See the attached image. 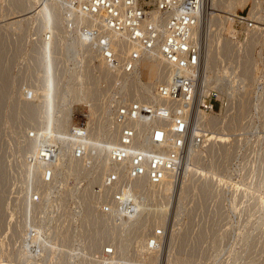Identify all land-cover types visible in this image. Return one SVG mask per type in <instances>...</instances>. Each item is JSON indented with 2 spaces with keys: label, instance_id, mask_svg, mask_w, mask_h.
I'll list each match as a JSON object with an SVG mask.
<instances>
[{
  "label": "rangeland",
  "instance_id": "374dc122",
  "mask_svg": "<svg viewBox=\"0 0 264 264\" xmlns=\"http://www.w3.org/2000/svg\"><path fill=\"white\" fill-rule=\"evenodd\" d=\"M49 5L56 10V23L44 19L43 8ZM237 11L254 20L251 39L240 49L241 54L251 50L252 65L260 49L264 56V0H244ZM212 12L217 17L222 13L216 8ZM209 17L207 13L199 26L204 52L208 38L217 47L226 39L242 46L229 37L232 17L227 26L209 22ZM72 18L65 0H29L24 12L12 10L9 0H0V264H84V258H90L88 246L108 229L114 235L104 234L102 247L106 241L124 245L120 264H264V93L256 98L262 80L251 67L248 78L240 80L239 107L214 113L225 123L216 131L207 129L208 144L193 151L199 160L188 164L187 155L180 177L171 181L167 201L158 193L161 190L143 189L142 200L136 203L141 204V213L134 221H123L122 226L123 219L116 222L101 215L96 204L93 208L97 201L90 184L95 178L86 184L83 176L88 172L70 153L55 148V166L52 161L39 164L40 150L28 136L32 127L35 138L55 147L59 139H72L58 129L69 108L74 107L76 115L81 108L86 115L91 106L89 131L100 132L101 139L109 125L105 97L112 84L105 83L109 81L90 59L95 50L71 47L79 37L67 29ZM202 65L204 71V59ZM233 65L223 60L205 76L230 79L237 67ZM155 72L154 64L141 63L143 79L151 81ZM96 88L99 95L90 99L86 92ZM261 89L264 92V82ZM102 102L106 105L96 111ZM242 102L247 105L245 114L237 117ZM96 179L94 183L101 178ZM157 227L164 228L165 236L157 251L147 255L146 237Z\"/></svg>",
  "mask_w": 264,
  "mask_h": 264
},
{
  "label": "built area",
  "instance_id": "2783aa9c",
  "mask_svg": "<svg viewBox=\"0 0 264 264\" xmlns=\"http://www.w3.org/2000/svg\"><path fill=\"white\" fill-rule=\"evenodd\" d=\"M66 4L74 15L66 22L67 29L76 31L111 72L129 76L139 69L141 60L155 58L167 72L166 79L157 83L138 79L132 96L119 81L112 84L105 97L109 125L99 148L87 143L86 118L74 112L75 122L67 134L76 140L59 139L54 147L42 137L35 138L34 127L28 134L45 161H50L55 148L70 153L75 162L88 156L90 160L82 166L88 172L83 176L86 184L91 178H101L90 184L97 201L93 208L96 204L102 215L119 222L137 215L136 203L143 197L139 180L160 184L168 178L175 183L188 153L208 144L207 131L198 125L197 116L237 108L243 69L235 68L230 79L224 75L211 84L202 80L203 46L197 32L203 0H66ZM232 19L229 37L242 44L237 46L240 50L251 39L254 20L238 11ZM259 52L250 68L262 80L256 98L264 93V56L262 49ZM49 176L46 171L47 180ZM164 234V228L154 229L146 237V247L158 249ZM115 250L116 245L106 241L95 256L109 264L107 259Z\"/></svg>",
  "mask_w": 264,
  "mask_h": 264
},
{
  "label": "bare ground",
  "instance_id": "6f19581e",
  "mask_svg": "<svg viewBox=\"0 0 264 264\" xmlns=\"http://www.w3.org/2000/svg\"><path fill=\"white\" fill-rule=\"evenodd\" d=\"M243 1L244 0H203V11H202V15H201V21H200V24H199V26L201 27V24L203 23L202 21L204 20V17H205V15L207 14V13H209L210 14V17H209V22H212L213 20H215L216 22H218V24H219V22H220V24H226V26H227V22L229 21V19L232 17L233 18V15H235L236 14V7L239 5V4H242L243 3ZM65 2H66V0H65ZM9 3H10V7H11V9L12 10H14V11H17V12H24L25 10H27L28 9V7H29V0H9ZM51 4V3H50ZM67 5V4H66ZM217 9V10H219L220 12H222L221 14H218V16L219 17H217V15L216 14H214L213 12H212V10H214V9ZM44 14H43V16H44V19H45V21L46 22H48V23H56V21L58 20V18H57V14H56V10H55V8H54V6H52V5H49V6H44ZM67 9H68V7H67ZM68 11H70V13L73 15V13H72V11L70 10V9H68ZM68 14V13H67ZM59 16V15H58ZM74 16V15H73ZM213 16V17H212ZM68 17V16H67ZM71 17V16H70ZM62 20V19H61ZM11 21V20H10ZM62 22V21H61ZM207 22V21H206ZM19 22H15V24H18ZM58 24H60V23H58ZM54 26V25H53ZM203 26V25H202ZM224 26V25H223ZM226 26H224V27H226ZM56 27V26H55ZM54 27V28H55ZM200 27H198V32H197V34H198V36H200V34H201V29H200ZM203 29V28H202ZM57 31V30H56ZM64 32V31H63ZM62 32V33H63ZM257 32V31H256ZM202 39V38H201ZM204 39V38H203ZM253 40H255L256 39V37L254 38H252ZM48 40V39H47ZM253 40H252V42H253ZM49 41V40H48ZM202 42V41H201ZM206 42V41H205ZM123 48H124V50L125 51H127L128 49H129V47H124L123 45H121ZM71 47L72 48H76V47H78L79 49L81 48V49H83V48H86L87 49V47L88 48H90L81 38H80V36L78 37V38H76L75 40H74V42L72 43V45H71ZM237 46L233 43V42H231L230 40H224V41H222V43L217 47L213 42H212V40H209V38H208V40H207V42H206V50H205V52H204V49L202 50V58L204 59V71H203V69L201 70L202 72H201V78H202V80L203 81H205V83L206 84H211V83H213V82H217V81H219V80H217V79H208L205 75L207 74V71H209L214 65H217L218 63H220V62H222L223 60L225 61V60H227V61H229V62H231L232 64H234L235 66H241L242 67V74H241V76H240V80H241V82L242 81H244L246 78H248V76H249V68L251 67V59H250V55H251V50L249 49V48H246V49H244V51H243V54H241V50H239V49H237L236 48ZM91 49V48H90ZM85 50V49H84ZM91 51V50H90ZM88 53V52H87ZM90 54V53H89ZM90 59L91 60H93L94 61V66H95V68L96 69H98L101 73L100 74H102L103 76H104V78L102 77V79H106L107 81H109V83L108 82H106L105 81V83H107V84H109V86H110V84H113L114 82H116V81H119V83H122V88H124V87H126L127 86V93L129 94V95H134V93H136V91H137V89H136V83H137V81H138V79H141V80H143V78L141 77V74H140V66H141V63L142 62H146V63H151V64H154L155 66H156V72H155V76H154V78L151 80V82L152 81H154L155 83H157V82H161V81H163L164 79H166V77H167V72H166V70H165V68H164V66H163V64H162V62L160 61V59H157V58H155V59H145V60H141L140 61V63H139V69L134 73V74H132V75H124V74H120V73H113V72H111L106 66H105V64L103 63V61L98 57V54H97V52H96V54L95 53H91V55H90ZM233 65V66H234ZM236 67V68H237ZM232 69H234V67H232ZM97 70V71H98ZM224 70L226 71V70H228V68L226 69V68H224ZM98 71V72H99ZM224 71V72H225ZM204 72V73H203ZM214 72V71H213ZM223 72V73H224ZM154 73V72H153ZM101 75V76H102ZM251 75H252V73H251ZM224 76V75H223ZM211 77H212V75H211ZM103 80V81H104ZM145 80V79H144ZM99 81V80H98ZM246 81H248V80H246ZM128 82H130L129 84H127ZM250 82V81H249ZM92 83V82H91ZM252 86V85H251ZM150 87H151V84H149V85H146V89H150ZM137 88H139V87H137ZM242 88V87H241ZM108 90V89H107ZM98 91L99 90H97V88H96V90L95 89H93V90H88L87 92H86V94H87V96H89L90 97V99L91 98H95V96L97 97L99 94H98ZM107 92V91H106ZM246 92V91H245ZM100 93V92H99ZM242 96V95H241ZM240 97V96H239ZM245 97V96H244ZM106 102H107V100H106ZM106 102H102V104H99V105H96L95 106V110L96 111H99V110H102L103 108H104V106L106 105ZM108 104V103H107ZM239 105H240V103H239ZM245 105H246V103H245ZM245 105H244V102H242L241 103V105H240V116H237V117H242L243 116V114H245ZM34 107V106H33ZM89 107V112L86 114V115H84L86 112H84V114H82L81 112H82V110H80V109H78L77 111H78V116H85V118H86V121H87V125H88V127L90 126V123H91V113H90V107L91 106H88ZM239 107V106H238ZM237 107V108H238ZM246 107H247V105H246ZM84 109V108H83ZM87 109V108H86ZM239 110V109H238ZM28 112H29V110H28ZM73 112H74V107H72V108H69L67 111H66V113H65V117H64V120H63V122L59 125V127H58V129H59V133H60V135H68L67 134V129H68V127H69V125H72L74 122H75V119H72V121L69 119V115L70 116H72L73 115ZM244 112V113H243ZM75 113V112H74ZM31 114V113H30ZM215 114L214 113H204V114H200V115H198L197 116V123H198V125H201L202 127H204L205 128V130L207 131V129H211V131L212 130H218L219 129V127H220V125H223V123H225L224 121H223V118H218V117H215L214 116ZM103 116H104V113L101 115V117L99 118V121L103 118ZM78 119H80V118H78ZM233 119H235L234 117H233ZM237 119V118H236ZM241 119V118H240ZM231 120V119H230ZM242 120V119H241ZM237 122V121H236ZM228 124V123H227ZM226 124V125H227ZM235 124V123H234ZM224 126V125H223ZM228 126V125H227ZM230 126V125H229ZM231 126H233V124L231 125ZM236 126V125H235ZM237 126H238V124H237ZM241 127V126H240ZM230 128V127H229ZM237 128V127H236ZM235 128V129H236ZM227 129H228V127H227ZM238 129H240V128H237V130ZM231 130V129H230ZM234 131V130H233ZM208 132V131H207ZM92 133V132H91ZM100 132H98V133H96V135H92V134H90V131H89V137L87 138V143L89 144V145H91L92 146V148H96V147H101V145L102 144H104L103 142H102V140H101V138H100ZM93 136H95V137H93ZM71 137V136H70ZM207 137V136H206ZM72 139L71 140H76L74 137H71ZM213 139V138H212ZM46 143H48V142H46ZM51 144V143H50ZM51 146H53V145H51ZM212 146H213V144H212ZM40 150V149H39ZM197 150H200V149H196V150H192V151H190L189 152V154H188V164H191V163H193V161L194 160H199V156L200 155H198V154H195V153H193V151H197ZM206 150V149H205ZM39 152L40 151H38V154L36 155V157H37V159H38V161H40L41 163H39L40 165L41 164H43V165H49L48 163H50L51 161V163L55 166V164H56V159H57V155L55 154L56 152H53V155H52V157H51V159H50V161H45V160H43V159H40L39 158ZM214 152V151H213ZM36 159V160H37ZM89 161V157L88 156H86L84 159H83V161H79L78 162V164H76V165H78L79 167H81V166H84V164H85V162L86 161ZM77 163V162H76ZM187 164V165H188ZM194 165V164H193ZM36 166V165H35ZM51 166V165H50ZM49 166V167H50ZM186 166V165H185ZM57 167V166H56ZM107 168H108V166H106ZM193 167V166H192ZM81 168H83V167H81ZM213 175V174H212ZM40 176V175H39ZM217 176V175H216ZM98 179H96L95 178V180H94V182L95 181H97ZM171 179H166V180H164L162 183H160V184H154V183H151V182H149V181H147L146 179H141V180H139L138 181V187H139V189H140V193H142L141 191L144 189L145 190V188L146 187H149V189H151V190H153V191H155L156 190V193H157V190H161V192H159L158 191V193L159 194H161V195H163L162 197L167 201V198H169V195H170V191H171V188H172V183H171ZM93 182V183H94ZM210 183H212V178H210L209 179V185H210ZM208 187V186H207ZM150 190V191H151ZM184 192V191H183ZM182 192V193H183ZM155 193V192H154ZM181 193V192H180ZM90 194V193H89ZM88 194V195H89ZM159 194H157V197H160V196H158ZM181 195V194H180ZM154 196V195H153ZM155 197H156V195H155ZM161 198V197H160ZM37 199V198H36ZM36 199L33 197V200L34 201H36ZM93 200H94V198H93ZM88 202H87V205H89L90 206V203H92V199H88L87 200ZM94 202V201H93ZM140 207H141V204H136V208H137V215H135L134 217H128V218H123V220H121V222L122 223H120L121 225L122 224H124L126 221H130L131 219H132V221H134V220H136V218H138V216H140V213H141V210H140ZM166 207V206H165ZM161 208V207H160ZM99 209V208H98ZM160 210V209H159ZM84 211V210H83ZM164 211L163 210H161V213L159 214L161 217H160V219H162V221L161 220H159V224H160V222H161V224H162V222H164L165 221V214L163 213ZM85 213V212H84ZM90 213V212H89ZM99 213H100V211H99ZM101 214V213H100ZM102 215V214H101ZM103 216H105V215H103ZM108 218V217H107ZM113 218V217H112ZM114 219V218H113ZM123 221H124V223H123ZM145 222V221H144ZM142 223V222H141ZM163 225V224H162ZM123 226V225H122ZM136 225H134V227H135ZM113 227V226H112ZM136 227H138V226H136ZM107 229V228H106ZM115 230V229H114ZM105 231H107V230H105ZM113 230H111L110 229V231H109V229H108V231L106 232V233H104V234H109L110 236L113 234L114 235V231L112 232ZM138 230L136 229V231H134L133 230V232H137ZM116 232H118V231H116ZM103 234V235H104ZM134 234V233H133ZM132 234V235H133ZM103 235L101 234V236H100V238L99 239H97L96 241H94V242H92L89 246H88V256L90 257V258H84V260H85V262L86 263H84V264H103V261H102V259L100 258V256H95L96 254H94L95 253V251H99L101 248L100 247H102V237H103ZM129 235V234H128ZM119 236V235H118ZM165 236V235H164ZM163 238V237H162ZM104 239V238H103ZM163 239H161L159 242H161ZM32 242V241H31ZM114 242V241H113ZM116 245V250H115V254L113 255V256H111V257H108V259H107V261H108V263L109 264H120V262H121V256H122V254L121 253H123V252H125V250H126V248H125V246L124 245H120V244H115ZM64 246V245H63ZM144 247H145V252L147 253V255H149V254H152V253H155L156 251H157V249L156 250H149L147 247H146V241H145V243H144ZM87 256V255H86ZM85 256V257H86ZM189 260V259H188ZM182 262V261H181ZM180 262V263H181ZM186 262V261H185ZM185 262H183V263H185ZM188 262V261H187ZM1 263V262H0ZM82 264V263H81ZM125 264H126V262H125ZM182 264V263H181Z\"/></svg>",
  "mask_w": 264,
  "mask_h": 264
}]
</instances>
